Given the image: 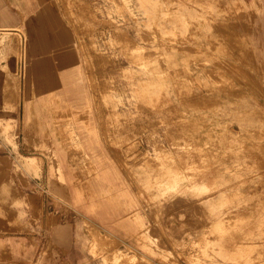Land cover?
I'll list each match as a JSON object with an SVG mask.
<instances>
[{"label": "rangeland", "instance_id": "rangeland-1", "mask_svg": "<svg viewBox=\"0 0 264 264\" xmlns=\"http://www.w3.org/2000/svg\"><path fill=\"white\" fill-rule=\"evenodd\" d=\"M53 3L79 34L96 138L137 185L140 247L93 227V253L103 264H264V0ZM11 31L0 33L15 60L13 76L0 66L7 98L31 93L28 34Z\"/></svg>", "mask_w": 264, "mask_h": 264}, {"label": "crops", "instance_id": "crops-1", "mask_svg": "<svg viewBox=\"0 0 264 264\" xmlns=\"http://www.w3.org/2000/svg\"><path fill=\"white\" fill-rule=\"evenodd\" d=\"M54 1L0 0V33L28 34L22 75L31 88L10 98L0 90V264H103L93 253V227L122 249L141 245L136 182L117 150L96 138L79 34ZM0 57L13 76L14 56ZM68 114L77 120L64 121Z\"/></svg>", "mask_w": 264, "mask_h": 264}, {"label": "bare ground", "instance_id": "bare-ground-1", "mask_svg": "<svg viewBox=\"0 0 264 264\" xmlns=\"http://www.w3.org/2000/svg\"><path fill=\"white\" fill-rule=\"evenodd\" d=\"M238 9V8H237ZM204 19V18H203ZM167 20V19H166ZM192 22V21H191ZM201 22V21H200ZM205 24L206 23H208V22H206V21H203ZM185 23V22H184ZM208 24H206V27L208 28V26H207ZM210 27V26H209ZM192 29V28H191ZM209 29V28H208ZM172 30V29H171ZM189 30V29H188ZM195 35V34H194ZM169 40V39H168ZM159 41V40H158ZM161 41V40H160ZM148 54V53H147ZM139 56V55H138ZM138 60V59H137ZM147 61V60H146ZM139 62V61H138ZM191 95V94H190ZM164 101V100H163ZM156 108V107H155ZM184 156V155H183ZM251 193V192H250ZM214 194V193H213ZM183 200V199H182ZM184 202V201H183ZM186 202V201H185ZM182 203V202H181ZM235 203V202H234ZM179 204V203H178ZM251 204V203H250ZM235 205H236V203H235ZM172 207V206H171ZM177 207V206H176ZM97 208V207H96ZM173 208V207H172ZM254 208V207H253ZM232 209V208H231ZM251 209V208H250ZM198 210V209H197ZM193 211V210H192ZM203 211V210H202ZM228 214H230V213H228ZM205 215V214H204ZM234 215V214H233ZM239 215V214H238ZM209 218V217H208ZM238 218V217H237ZM197 222V221H196ZM200 226V225H199ZM122 228V227H121ZM150 228V227H149ZM129 231V230H128ZM151 234V233H150ZM144 235V234H143ZM244 235V234H243ZM96 238V237H95ZM94 240V239H93ZM97 239H95V241H96ZM94 244H97V243H95L94 242ZM95 248H96V246H95ZM121 252V251H120ZM116 258H119V255L117 254L116 255ZM120 262V261H119Z\"/></svg>", "mask_w": 264, "mask_h": 264}]
</instances>
